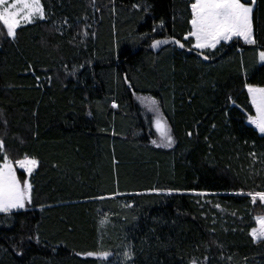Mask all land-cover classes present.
<instances>
[{
	"label": "trees",
	"instance_id": "1",
	"mask_svg": "<svg viewBox=\"0 0 264 264\" xmlns=\"http://www.w3.org/2000/svg\"><path fill=\"white\" fill-rule=\"evenodd\" d=\"M192 2L40 0L14 37L0 23V163L22 180L16 161H38L31 203L0 213V264H264L246 87H264V0L256 44L203 50L185 38ZM171 39L184 47H151Z\"/></svg>",
	"mask_w": 264,
	"mask_h": 264
},
{
	"label": "snow or ice",
	"instance_id": "2",
	"mask_svg": "<svg viewBox=\"0 0 264 264\" xmlns=\"http://www.w3.org/2000/svg\"><path fill=\"white\" fill-rule=\"evenodd\" d=\"M255 0H253L254 4ZM191 31L185 37L195 39L194 47L196 49H214L220 41L230 40L232 37H240L247 44H256L253 37L252 11L253 8L241 0H194L190 4ZM43 18V9L40 0H0V23L6 28L7 35L14 37L16 29L22 22H31L33 17ZM169 40H153L152 48H158L161 44H168ZM171 43L184 45L178 40ZM259 61L264 62V51L258 53ZM207 59V57H205ZM251 100L255 107L256 116L249 117V123L255 126V129L264 134V87H253L246 85ZM155 105L154 100L151 101ZM112 107H116L115 103ZM157 131L160 133L161 140L166 146L173 143L172 137L168 134L166 126L160 119L155 121ZM191 135V133H189ZM155 143V141H154ZM3 143L0 142V149ZM20 168L26 169L31 173L37 166L38 161L35 158L25 156L16 161ZM32 185L25 180L23 185L17 180L13 170L12 162L5 155L3 162L0 163V213H10L12 210L24 209L26 203H31ZM253 202L259 199L264 202V192L249 193ZM256 227L250 230V236L254 241L264 240V217H256ZM89 255H93L89 253ZM105 257L107 253L103 254ZM129 257V253H124ZM193 264H196L193 261Z\"/></svg>",
	"mask_w": 264,
	"mask_h": 264
},
{
	"label": "rangeland",
	"instance_id": "3",
	"mask_svg": "<svg viewBox=\"0 0 264 264\" xmlns=\"http://www.w3.org/2000/svg\"><path fill=\"white\" fill-rule=\"evenodd\" d=\"M41 4V3H40ZM251 6H252V8L254 7V4H251ZM36 18H41V17H39V16H35V17H33V19L31 20V21H33L34 19H36ZM25 23H29V22H22L21 23V25L22 24H25ZM240 38V37H239ZM242 39V38H241ZM193 40H194V45H195V39L193 38ZM243 40V39H242ZM222 41H224V40H222ZM244 41V40H243ZM221 42V41H220ZM260 52V51H259ZM258 52V53H259ZM258 62L260 63V64H264V62H260L259 61V56H258ZM258 88H260V87H258ZM248 123H249V118H248ZM250 124V123H249ZM251 125V124H250ZM15 167H18V168H20L19 167V165L16 163V165H15ZM20 169H22V168H20ZM13 170H14V168H13ZM24 172H25V177L22 179V180H19L18 178H17V175H16V173H15V175H16V178H17V180L20 182V184L21 185H23V182L25 181V180H27L29 183H30V181H29V175H30V173H28L27 172V170L26 169H22ZM15 172V171H14ZM260 217H264V215H262V216H260Z\"/></svg>",
	"mask_w": 264,
	"mask_h": 264
},
{
	"label": "crops",
	"instance_id": "4",
	"mask_svg": "<svg viewBox=\"0 0 264 264\" xmlns=\"http://www.w3.org/2000/svg\"><path fill=\"white\" fill-rule=\"evenodd\" d=\"M247 91H248V89H247ZM248 95H249V93H248ZM249 99H250V97H249ZM250 102H251V100H250ZM253 106V105H252ZM253 108H254V112H255V115L254 116H252V117H255L256 116V111H255V107L253 106ZM254 126V125H253ZM255 127V126H254Z\"/></svg>",
	"mask_w": 264,
	"mask_h": 264
},
{
	"label": "water",
	"instance_id": "5",
	"mask_svg": "<svg viewBox=\"0 0 264 264\" xmlns=\"http://www.w3.org/2000/svg\"><path fill=\"white\" fill-rule=\"evenodd\" d=\"M174 39H171V40H169L170 42L169 43H171V41H173ZM177 45V44H176ZM178 47H179V45H177ZM179 48H181V47H179Z\"/></svg>",
	"mask_w": 264,
	"mask_h": 264
}]
</instances>
